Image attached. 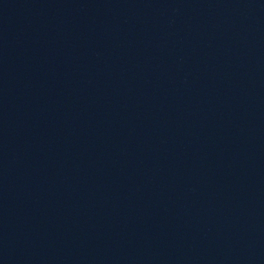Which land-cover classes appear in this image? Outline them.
I'll return each instance as SVG.
<instances>
[{
    "label": "water",
    "instance_id": "95a60500",
    "mask_svg": "<svg viewBox=\"0 0 264 264\" xmlns=\"http://www.w3.org/2000/svg\"><path fill=\"white\" fill-rule=\"evenodd\" d=\"M0 264H264V0H0Z\"/></svg>",
    "mask_w": 264,
    "mask_h": 264
}]
</instances>
